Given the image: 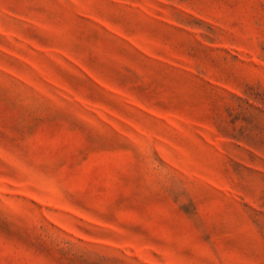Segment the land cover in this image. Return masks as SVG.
I'll return each mask as SVG.
<instances>
[{
    "label": "rangeland",
    "instance_id": "rangeland-1",
    "mask_svg": "<svg viewBox=\"0 0 264 264\" xmlns=\"http://www.w3.org/2000/svg\"><path fill=\"white\" fill-rule=\"evenodd\" d=\"M0 264H264V0H0Z\"/></svg>",
    "mask_w": 264,
    "mask_h": 264
}]
</instances>
